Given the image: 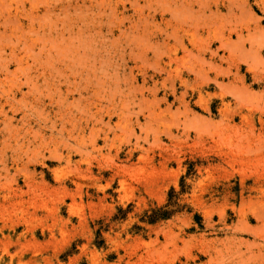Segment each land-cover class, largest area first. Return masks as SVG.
Returning <instances> with one entry per match:
<instances>
[{"label": "rangeland", "instance_id": "1", "mask_svg": "<svg viewBox=\"0 0 264 264\" xmlns=\"http://www.w3.org/2000/svg\"><path fill=\"white\" fill-rule=\"evenodd\" d=\"M0 264H264V0H0Z\"/></svg>", "mask_w": 264, "mask_h": 264}, {"label": "bare ground", "instance_id": "2", "mask_svg": "<svg viewBox=\"0 0 264 264\" xmlns=\"http://www.w3.org/2000/svg\"><path fill=\"white\" fill-rule=\"evenodd\" d=\"M7 11H8V12H4V13H7V14H8V13H9V10H7ZM7 14H6V15H7ZM5 17H6V16H5ZM7 18H11V17L9 16V14H8ZM3 19H4V16H3ZM9 20H10V19H9ZM9 20H7V21H9ZM4 21H5V20H3V22H4Z\"/></svg>", "mask_w": 264, "mask_h": 264}]
</instances>
